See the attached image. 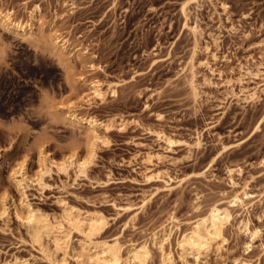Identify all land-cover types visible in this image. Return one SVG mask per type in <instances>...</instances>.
<instances>
[{"label":"rangeland","instance_id":"obj_1","mask_svg":"<svg viewBox=\"0 0 264 264\" xmlns=\"http://www.w3.org/2000/svg\"><path fill=\"white\" fill-rule=\"evenodd\" d=\"M1 10L34 28L23 37L0 23V264H76L83 234L73 230L71 247L48 253L32 236L30 210L53 219L70 207L102 212L99 239L119 237L125 251L147 241L148 264H160L153 234L171 217L186 230L214 204L232 219L224 248L201 263L264 264V80L254 74L264 70V0H0ZM56 33L72 53L55 47ZM91 81L104 99H81ZM64 101L113 122L99 128L106 141L88 176L54 170L46 184L19 185L14 168L26 162L34 176L44 149L57 159L88 151L89 132L66 118ZM37 109L47 117L34 119ZM179 235L174 264H183Z\"/></svg>","mask_w":264,"mask_h":264},{"label":"bare ground","instance_id":"obj_2","mask_svg":"<svg viewBox=\"0 0 264 264\" xmlns=\"http://www.w3.org/2000/svg\"><path fill=\"white\" fill-rule=\"evenodd\" d=\"M198 2L199 0H194ZM36 9L31 11V18H36ZM182 10L188 17L189 4L184 3ZM34 21V20H33ZM23 21L20 17L15 16L12 10L0 11V23L23 37L32 35L34 22ZM52 41L56 48L60 50L62 55L72 53L76 46L72 47L69 38L63 37L62 34L56 33L52 36ZM72 47V49H71ZM80 48H77L78 51ZM196 51L191 58V67H195ZM257 77H263L264 70L258 67L254 73ZM80 80L86 82L83 75L79 76ZM91 92L81 93V99L84 102L92 99H104L106 91L103 89L102 83L99 81H91L89 83ZM258 91L248 94L244 99H255ZM64 108L66 118L78 127H84L89 132L88 151L82 154L79 151L66 155L61 159L52 156L47 149L41 151L39 158V168L37 173L32 176L28 174L26 162L17 165L13 170V176L19 185L23 182H36L39 185L46 184L45 178L54 170H59L67 175H71L74 171L77 178L88 176V169L97 154V148L100 142L106 139L101 135L99 128L105 127L109 129L112 121H99L97 118H86L77 112V103L72 101L61 102ZM168 140L173 143L172 138ZM231 203L233 205H241L243 201L239 196H235ZM232 212L228 207H222L219 204L212 205L203 216L199 217L196 222L188 229L183 230L175 217H171L168 224L164 225L161 231L153 234V244L158 247L161 252L160 264H174L176 255L173 250V235L175 231H180L177 238L178 256L183 264H202V258L210 255L211 252H221L224 248L226 238L224 236L225 226L231 221ZM30 231L33 238L41 246L50 253V245L54 246V251H64L72 245L73 230L79 231L84 238L80 241V248L75 249L76 264H148L152 257L151 245L145 241L143 243H134L125 251L124 244L119 237L109 239H99V235L108 225L109 220L106 214L102 212L84 214L80 209L73 207L66 208L61 219L51 218L47 214H42L34 210H30L26 216ZM246 231L256 237L259 233L258 229L250 230L247 226ZM46 240L47 243H46ZM192 259V260H191ZM234 264H250L249 261L237 258Z\"/></svg>","mask_w":264,"mask_h":264},{"label":"clouds","instance_id":"obj_3","mask_svg":"<svg viewBox=\"0 0 264 264\" xmlns=\"http://www.w3.org/2000/svg\"><path fill=\"white\" fill-rule=\"evenodd\" d=\"M47 117V113L41 112L39 111V109H37L34 113V119L36 120H42L45 119Z\"/></svg>","mask_w":264,"mask_h":264}]
</instances>
